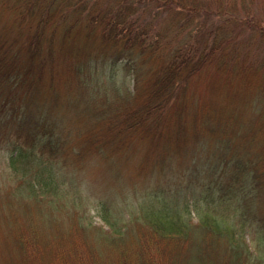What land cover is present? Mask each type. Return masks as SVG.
Segmentation results:
<instances>
[{
  "label": "trees",
  "instance_id": "1",
  "mask_svg": "<svg viewBox=\"0 0 264 264\" xmlns=\"http://www.w3.org/2000/svg\"><path fill=\"white\" fill-rule=\"evenodd\" d=\"M257 1L0 0V263L263 264L246 238L255 231L264 245ZM77 89L91 110L74 117L110 110L115 134H70L65 114L52 118L49 107ZM199 109L205 134L193 130ZM183 111L190 134L181 133ZM170 117L171 134H163ZM189 138L203 157L187 167L163 168L144 186L112 174L113 157L125 152L139 154L136 170L171 164L170 147ZM105 163L110 182L92 187L95 166ZM202 166L204 189L188 192Z\"/></svg>",
  "mask_w": 264,
  "mask_h": 264
},
{
  "label": "rangeland",
  "instance_id": "2",
  "mask_svg": "<svg viewBox=\"0 0 264 264\" xmlns=\"http://www.w3.org/2000/svg\"><path fill=\"white\" fill-rule=\"evenodd\" d=\"M257 8H260L263 11L262 14H264V4H261L260 0L257 1ZM247 37H248V34L245 33V34H242L240 36V39L242 41H244ZM238 38H239V36H238ZM249 47L250 46H247V47L245 46L244 48H246V49L243 51V53L246 50H248ZM241 48H243V46H241ZM251 52L254 55L258 54L256 49H254V48H251ZM259 52L261 53V51H259ZM125 73H127V72L121 71L119 74L123 75L124 79H125V76H126ZM121 75L118 76V74H117V78L114 81L115 84H117V85L118 84L119 85L122 84L124 79L120 80V76ZM122 86H124V85L122 84ZM215 86L219 88V86H221V85L217 83ZM202 91L204 92V89H202ZM217 91H218V89H217ZM66 94L69 95L67 98H63L64 95H65V94H63L61 96V100L60 101H59L60 98L56 100V104H55L56 108L55 107L52 108V106L49 107V109L52 110L51 111L52 118H59L60 115L64 116V114H65V118L63 117L64 121L66 122V124H64V128H63L65 132H69L70 134H75V135H79V136H81L82 134H92V136H93L94 134L98 135V134H115L116 133V130L110 132V130H109L110 127L107 125V116L110 114L109 113L110 110H108L107 112L103 113L102 116H101V117H106V118H101L100 116L97 117L96 113L98 111H96V110H94L92 112V115H89L88 118L84 117L85 119L83 117H78L79 119L77 120V117H74V115H77V113H76V109L77 108L82 114H86V113L89 114V112L91 110L90 109L91 107L89 106L88 99H87V96H86L87 92L81 91V89H77V93L76 94H72L71 92L66 93ZM98 94H101V93L99 92V93H97V95ZM202 96L203 95H201V97ZM32 100H34V99L33 98H31V100L29 99L27 103H34ZM68 100H69V102H68ZM63 101H65V102H63ZM71 102H73L71 104L72 107L69 106V104ZM23 103H25V102H23ZM202 103H203V105H207V101L206 100H204ZM197 104H199V103H197ZM41 108L44 109L45 111H47V107L44 106V107H41ZM73 110H74V115L72 114L73 112H71ZM199 111L200 112L196 111L194 113V119H195V121H194L195 124L194 125H196V129H193V128L192 129L194 130V132H197L198 134H205L206 131L204 132L203 126L201 124V119H203L202 117H204L203 114L201 113L203 111V109H199ZM187 114H188L187 111H183L182 117L185 116V120L184 119L183 120L186 121L185 122L186 126L183 125V129L181 131L182 134H190L188 132L189 129L188 128L186 129V127L188 125H191L192 123L188 121L189 119H191L190 118V114H188V115ZM171 118L172 117L168 118L167 120L165 119V121L163 123V134H165V133L171 134L170 133V126H171V124L173 122V119H171ZM83 119L86 120V122H83V124L79 126L76 123V121H78V122L80 121V123H81V121H83ZM108 119H110L109 116H108ZM118 119L119 118H114V120H118ZM105 121H106V123H105ZM69 126H71V127H69ZM192 127H193V125H192ZM118 129H120V128L118 127ZM122 133H124V134H122ZM117 137L119 139H117ZM127 137H128V135H126L125 131H123V132L119 131L117 133L116 140L120 141L119 142L120 145H126L128 143V141H130V138H127ZM169 140H174V139L172 137H170ZM178 140H179V142H181V141L184 140V137L183 138L179 137ZM193 141L194 140H191L189 138L183 143L184 145L183 146L180 145L179 148L178 147H176V148L170 147L169 152H171V155H172L171 160H173L175 158L174 162H171V164L164 163V164L161 165L159 163L157 166L153 165L151 167V166L148 165L147 162L143 161L142 164L143 165H148V166H145V167L143 166L144 168L139 169V170H136L137 169L136 161L139 160V154L138 153H134L132 151V152H130L128 154L127 152H125V153L120 155V156H123L125 154V156H126V158L122 159V160L119 157L117 158V155H116L115 157H113L114 161L112 162V164H113L112 165L113 166L112 174L114 175L117 172L119 177L123 178V181H124L123 183H125V185L131 186V187L133 185L132 178L136 177V176H137V181L136 182L137 183L141 182L139 185L136 184L137 186H144V185H147L149 183H152V182H154L155 179L159 178V176H158L159 171H161L163 168L165 169V171H169L170 169H172L174 167L175 168H179L178 166H182V168L183 167H187L191 163L192 160L198 161L199 158H197V157H200V158L203 157V156H200L197 153V151H195L194 149H192V151L189 149L190 146H191V143ZM98 142L100 143V141H98ZM186 145H188V147ZM175 146H176V143H175ZM133 148H134V146H133ZM94 153H96V154L99 153V148L96 147V150H94ZM91 154H93V152ZM93 156L97 158V161H98V158L100 159V157H97V155H93ZM103 167L104 168H102L99 164H97L95 166L93 178H92V176H90V179L93 180L92 187L96 186L97 183L104 184V183L110 182V177H109L110 170H109L108 163L103 164ZM189 167L191 168L192 166H189ZM114 169L116 170V172H114ZM143 169H144V171H150V172L144 174L143 176H141V172H143ZM200 170L201 171H199L197 169L198 172L195 174L194 180H193L194 184L192 182L190 188H189V186L187 187L188 188L187 189L188 192H189V189H197V190H199V192L204 189V185L203 184L206 181L203 182V178H204L205 171L207 170V168L202 166ZM137 172H139L140 175L139 174L137 175ZM103 174H104V176H103ZM192 174H193V172L191 173V175ZM105 176H107V177H105ZM104 177H105V179H104ZM153 178H155V179H153ZM191 181H192V178H191V176H189L188 178H186V183L185 184H181L180 186L184 187L185 185L191 183ZM190 192H191V190H190ZM190 194L187 193V196L191 200ZM94 215H95V211H94ZM95 219H98V217L95 216ZM255 235H256V232L255 231H251L249 234H246V238L248 239L250 248L253 250L254 253H256L257 255L260 256L261 261L264 264V245L262 243H260L259 241H256L254 239ZM255 242H258V243H255ZM4 244H5V242H4ZM216 249H218L220 251L218 245L214 248V250H216ZM220 253L221 252H216V253L213 254V256L214 257H218V256H220ZM105 256H106V253H105ZM102 262H104V261H102ZM107 263L109 264L108 260H107ZM0 264H3V263H0ZM200 264H204V262L200 263Z\"/></svg>",
  "mask_w": 264,
  "mask_h": 264
}]
</instances>
